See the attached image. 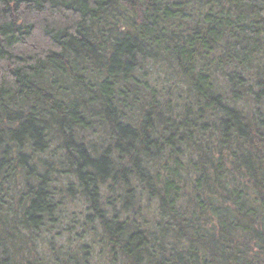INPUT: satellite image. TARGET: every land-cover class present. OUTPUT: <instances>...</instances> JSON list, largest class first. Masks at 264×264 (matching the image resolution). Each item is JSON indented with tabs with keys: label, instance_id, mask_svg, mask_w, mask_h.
I'll return each instance as SVG.
<instances>
[{
	"label": "trees",
	"instance_id": "obj_1",
	"mask_svg": "<svg viewBox=\"0 0 264 264\" xmlns=\"http://www.w3.org/2000/svg\"><path fill=\"white\" fill-rule=\"evenodd\" d=\"M0 264H264V0H0Z\"/></svg>",
	"mask_w": 264,
	"mask_h": 264
}]
</instances>
